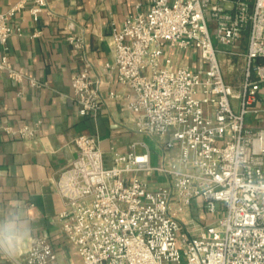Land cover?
Wrapping results in <instances>:
<instances>
[{
  "label": "built area",
  "instance_id": "obj_1",
  "mask_svg": "<svg viewBox=\"0 0 264 264\" xmlns=\"http://www.w3.org/2000/svg\"><path fill=\"white\" fill-rule=\"evenodd\" d=\"M28 4L38 21L49 1L18 0L0 11V70L39 87L9 55L16 33L10 19ZM64 39L83 54L82 35L64 33ZM110 45L113 61L105 68L116 70L127 93L103 92L109 82L92 76L83 55L71 76L78 113L97 116L107 98L124 99L135 131L158 139L164 153L153 164L142 141L126 149L112 144L108 162L100 135L75 137V158L52 176L63 203L57 220L81 257L70 264H264V128L246 125L247 115L262 111L264 0H151L147 11L113 23ZM177 53L193 55L197 65L179 61ZM218 54L223 62L244 61L238 90L226 81ZM41 125L4 131L32 139ZM154 175L166 182L154 185ZM196 201L205 213L224 215L191 232L181 217ZM7 256L10 264L57 263L45 237H34L21 257Z\"/></svg>",
  "mask_w": 264,
  "mask_h": 264
},
{
  "label": "crops",
  "instance_id": "obj_2",
  "mask_svg": "<svg viewBox=\"0 0 264 264\" xmlns=\"http://www.w3.org/2000/svg\"><path fill=\"white\" fill-rule=\"evenodd\" d=\"M17 1L0 0V11H7ZM48 1V9L38 21L33 20L29 4L10 19L16 30L9 41L10 58L16 67L23 68L43 85L30 87L26 82H15L0 70V224L12 220L29 229L13 256L21 257L34 237H45L56 250V264H70L79 263L81 257L57 220L63 203L55 191L52 176L75 158V137L82 133L100 135L108 162L112 144L126 149L131 142L142 141L150 150L153 164L160 162L164 149L158 139L135 131L133 114L125 107L124 99L107 98L97 116H82L71 87V76L83 64L84 55L92 64V76L109 82L103 92L115 89L127 93L117 82L116 70L110 73L105 68V63L113 61L112 25L121 24L136 11H147L151 0ZM36 29L40 34L32 37ZM64 33L85 38L83 54L73 53ZM246 45L245 36L241 49ZM176 58L183 59V63L188 61L191 66L197 65L193 55L177 53ZM237 84L231 85L238 90L241 83ZM258 98L262 111L246 117V125L251 129L264 128V83ZM38 120L42 121L41 129L32 139L4 131L5 126ZM145 150L143 146L138 147L139 152ZM150 180L154 185L166 182L162 175H154ZM205 214L201 202L196 201L182 215V223L186 229L196 232L213 220ZM0 264H10L6 253L0 252Z\"/></svg>",
  "mask_w": 264,
  "mask_h": 264
},
{
  "label": "clouds",
  "instance_id": "obj_3",
  "mask_svg": "<svg viewBox=\"0 0 264 264\" xmlns=\"http://www.w3.org/2000/svg\"><path fill=\"white\" fill-rule=\"evenodd\" d=\"M29 229L27 225L9 220L0 224V252L14 255L19 244L23 242Z\"/></svg>",
  "mask_w": 264,
  "mask_h": 264
},
{
  "label": "rangeland",
  "instance_id": "obj_4",
  "mask_svg": "<svg viewBox=\"0 0 264 264\" xmlns=\"http://www.w3.org/2000/svg\"><path fill=\"white\" fill-rule=\"evenodd\" d=\"M214 43H216L215 38H214ZM218 57L222 61V55L218 54ZM222 68L225 73L226 80L231 84L236 82L240 84L243 81L244 61L242 59L235 58L231 63L222 61ZM149 139L150 138L148 137L146 138L148 143L151 142ZM205 215L209 216L211 219H214V218L222 217L224 215V211L219 209V211H217L216 213H206Z\"/></svg>",
  "mask_w": 264,
  "mask_h": 264
}]
</instances>
